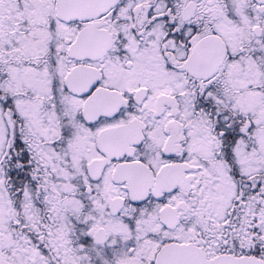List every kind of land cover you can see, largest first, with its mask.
I'll use <instances>...</instances> for the list:
<instances>
[{
	"label": "flooded vegetation",
	"instance_id": "flooded-vegetation-1",
	"mask_svg": "<svg viewBox=\"0 0 264 264\" xmlns=\"http://www.w3.org/2000/svg\"><path fill=\"white\" fill-rule=\"evenodd\" d=\"M66 2L0 0L23 37L46 31L22 67L51 62L52 92L33 143L17 96L1 105L0 264H23L24 245L32 264H263L264 0ZM27 6L43 20L11 16ZM154 33L157 72L137 67Z\"/></svg>",
	"mask_w": 264,
	"mask_h": 264
},
{
	"label": "rangeland",
	"instance_id": "rangeland-1",
	"mask_svg": "<svg viewBox=\"0 0 264 264\" xmlns=\"http://www.w3.org/2000/svg\"><path fill=\"white\" fill-rule=\"evenodd\" d=\"M37 3H40L38 1ZM33 3H30V5ZM29 6V4H28ZM27 6V7H28ZM31 7H28L25 11H14L11 13L12 17H17L21 15V18L18 20H21L23 22H27L28 19L33 18L35 22H41L43 20V14L42 13H37L34 11L35 14L34 17L30 14L31 12ZM10 13H8L9 15ZM12 18L6 17L5 19L0 18V46H6L4 48V51L0 50V80L3 78H6L7 80L2 83L1 87L8 92L10 95H16L17 97L14 98V102L16 104V108L19 111V113L23 116H27L30 121L26 125H22V127L26 130L22 131L24 133V136H27L26 138L28 139L29 142L33 143L34 140H31V135H34L33 138H36L38 135H45L51 132V127L50 124L47 127H41L39 124L41 123V118H36V113L35 108L40 105V101L44 99H49L50 98V92L49 86L47 85V80L49 79V76L46 74V68L49 70L50 68V63L47 62L44 63L43 65L38 66V68L35 67H22L26 61V56L34 54L37 51H40L39 53L43 52V43L40 42L42 38H45L47 33L45 30L41 29L43 28L41 25L39 26L38 23L36 26L31 25L30 28L32 29H37V26L41 27L37 30H33L31 32V36L29 37L27 35H24V31H26V28L24 30L18 28L20 25L19 24H12ZM18 26V27H17ZM21 27V26H20ZM13 31L14 34H10ZM157 32V31H155ZM156 35V33L151 34V36L148 38V42L150 45L148 46V49L145 50L142 55L138 58L139 63H138V68H146L149 70H154L158 71L159 70V61L158 57L156 56V42L153 41V37ZM158 35V34H157ZM37 38H40V40L37 41ZM17 44V46H16ZM149 57L153 58V61H149ZM62 60V59H61ZM59 71L61 70V61L59 62ZM25 68V71H24ZM153 82H158V79H152ZM25 85L28 88L34 92L33 94L37 97L33 96V99H28V98H21L19 95V88ZM2 90V89H1ZM0 90V110L1 105H7L10 102V97L9 95L7 97H4L3 92ZM27 91V90H25ZM29 91V90H28ZM40 94V95H36ZM27 96V94H25ZM34 116V118H33ZM46 120H49V122H52L54 119L53 115H47ZM262 118L264 120V112L262 111ZM264 122V121H263ZM14 126L16 128L14 130L18 129L17 123H14ZM48 129V130H47ZM261 136L262 139L264 140V129L261 131ZM4 140V134H3V129L0 127V148L2 147V142ZM44 153H48V150H44ZM264 167V164L262 165ZM257 168V166L255 167ZM254 169V168H253ZM249 170V169H248ZM57 171H55L56 173ZM66 190V186L60 183L54 182V185L52 186V191L55 193H61L62 191ZM216 192L221 196L224 194V192H227L226 187L219 185L215 187ZM54 203V206L60 209H64L65 206L61 205L59 206L56 199L52 201ZM24 206L28 204V201L24 199ZM22 210L23 214V228L24 230L28 229L29 231L34 230V223L37 220V215L34 210L30 211L26 208ZM32 205L28 204V207L31 208ZM4 207V213H6V206ZM78 207L77 201H70L68 203V208L70 211H74ZM64 213V212H63ZM30 214H33V216L30 217ZM1 216V215H0ZM264 219V215H263ZM60 223L64 225V215L60 217L58 220ZM114 230V229H113ZM264 233V221H263V229ZM62 237V236H61ZM26 238V234L23 233V239ZM62 243L64 245V239H62ZM27 248L25 245L23 246V259L24 262L23 264H32L31 259H32V250L29 249L28 253H25V250ZM84 258L82 255L78 258L81 259ZM109 264H114V261H111ZM129 264H133V261H129Z\"/></svg>",
	"mask_w": 264,
	"mask_h": 264
}]
</instances>
